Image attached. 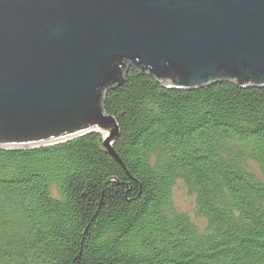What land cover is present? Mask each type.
Instances as JSON below:
<instances>
[{
    "label": "trees",
    "instance_id": "1",
    "mask_svg": "<svg viewBox=\"0 0 264 264\" xmlns=\"http://www.w3.org/2000/svg\"><path fill=\"white\" fill-rule=\"evenodd\" d=\"M102 108L110 151L96 133L0 150V264H264V88H169L129 67Z\"/></svg>",
    "mask_w": 264,
    "mask_h": 264
},
{
    "label": "water",
    "instance_id": "2",
    "mask_svg": "<svg viewBox=\"0 0 264 264\" xmlns=\"http://www.w3.org/2000/svg\"><path fill=\"white\" fill-rule=\"evenodd\" d=\"M129 67L164 87L264 88V0H0V150L96 133Z\"/></svg>",
    "mask_w": 264,
    "mask_h": 264
},
{
    "label": "rangeland",
    "instance_id": "3",
    "mask_svg": "<svg viewBox=\"0 0 264 264\" xmlns=\"http://www.w3.org/2000/svg\"><path fill=\"white\" fill-rule=\"evenodd\" d=\"M252 171L261 178L259 170L253 164L250 165ZM173 205L177 211L189 216L192 222L200 229H205V221L197 214L194 197L189 195L182 182H177L173 188Z\"/></svg>",
    "mask_w": 264,
    "mask_h": 264
}]
</instances>
